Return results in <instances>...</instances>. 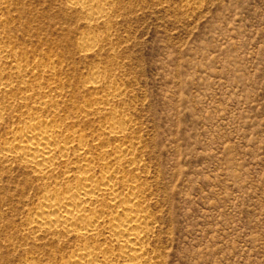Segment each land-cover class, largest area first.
<instances>
[{"label":"rangeland","instance_id":"obj_1","mask_svg":"<svg viewBox=\"0 0 264 264\" xmlns=\"http://www.w3.org/2000/svg\"><path fill=\"white\" fill-rule=\"evenodd\" d=\"M116 1L93 19L69 0H1L2 44L55 61L44 77L61 78V108L84 115L95 106L94 72L108 73L100 93L126 117L128 175L145 187L154 262L264 264V0ZM83 34L97 48L85 51ZM23 81L33 82L16 89ZM31 105L0 97V138L12 142L17 118L48 108ZM105 116L79 126L91 133ZM1 155L0 264L65 263L79 244L64 232L25 236L46 191Z\"/></svg>","mask_w":264,"mask_h":264},{"label":"bare ground","instance_id":"obj_2","mask_svg":"<svg viewBox=\"0 0 264 264\" xmlns=\"http://www.w3.org/2000/svg\"><path fill=\"white\" fill-rule=\"evenodd\" d=\"M69 3L93 19H106L117 1L69 0ZM1 4L0 0V9ZM6 23L7 19L0 16V34ZM96 39L83 34L85 51L97 48ZM4 64H11L12 71L0 75L1 98L26 106L35 103L48 106L44 110L32 107L29 120L21 116L13 121L23 125L11 132V144L0 138L1 157L19 161L31 169L46 191L37 210L27 219L25 236L35 238L64 232L68 239L73 237L79 245L63 264H157L147 246L153 218L145 208V187L140 176L128 175L134 153L133 146L124 139L126 117L107 107L110 98L100 93L109 83L108 73L94 72L89 88L95 90V106L84 115V108H61L65 95L61 78L55 74L44 77L46 69L55 68V61L42 64L37 58H23L11 46L3 45L0 36V66ZM24 78L31 79L32 84L23 81L25 84L16 89V81ZM102 113L105 119L91 133L79 126L91 120L87 119L89 115Z\"/></svg>","mask_w":264,"mask_h":264}]
</instances>
